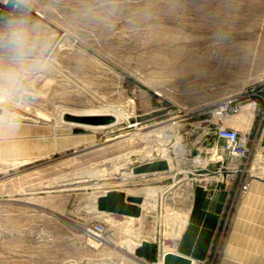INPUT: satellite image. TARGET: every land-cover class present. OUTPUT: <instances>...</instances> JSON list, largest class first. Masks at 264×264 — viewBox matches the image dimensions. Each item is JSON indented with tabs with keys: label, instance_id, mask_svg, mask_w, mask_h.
Returning <instances> with one entry per match:
<instances>
[{
	"label": "rangeland",
	"instance_id": "rangeland-1",
	"mask_svg": "<svg viewBox=\"0 0 264 264\" xmlns=\"http://www.w3.org/2000/svg\"><path fill=\"white\" fill-rule=\"evenodd\" d=\"M249 88L264 89V0H0V264H159L167 248L264 264L263 106L213 112ZM62 107L116 121L75 126ZM220 126L247 137L233 171Z\"/></svg>",
	"mask_w": 264,
	"mask_h": 264
},
{
	"label": "built area",
	"instance_id": "built-area-1",
	"mask_svg": "<svg viewBox=\"0 0 264 264\" xmlns=\"http://www.w3.org/2000/svg\"><path fill=\"white\" fill-rule=\"evenodd\" d=\"M264 89H245L234 94H230L222 97L214 108L215 117L220 119L225 114L237 113L242 107L243 101H249L252 103L253 107L259 105V102L262 104L264 109ZM217 137L223 141V151L226 155V158L229 160V165L233 169L238 164H241L243 161H246L249 156V148L247 145V137L245 134L240 133L238 130L233 128L218 127ZM242 188H246L245 185H242ZM84 233L87 236V243L90 247H95L97 244L101 243L104 240V226L101 223H96L92 226L84 228Z\"/></svg>",
	"mask_w": 264,
	"mask_h": 264
},
{
	"label": "water",
	"instance_id": "water-1",
	"mask_svg": "<svg viewBox=\"0 0 264 264\" xmlns=\"http://www.w3.org/2000/svg\"><path fill=\"white\" fill-rule=\"evenodd\" d=\"M2 109L0 107V113ZM61 120L63 122H71L79 127H97L108 126L116 121L115 115L111 113H71L64 111L61 113ZM162 264H192L190 257L180 255L174 252H166L162 258Z\"/></svg>",
	"mask_w": 264,
	"mask_h": 264
},
{
	"label": "clouds",
	"instance_id": "clouds-1",
	"mask_svg": "<svg viewBox=\"0 0 264 264\" xmlns=\"http://www.w3.org/2000/svg\"><path fill=\"white\" fill-rule=\"evenodd\" d=\"M25 0H15V5L19 6L23 4ZM11 30L7 34L6 39L8 44L6 47L10 46V50L16 52L18 55L15 59L18 62H22V53L24 48L27 45V37L25 31L18 27L17 25L13 24L10 26Z\"/></svg>",
	"mask_w": 264,
	"mask_h": 264
},
{
	"label": "bare ground",
	"instance_id": "bare-ground-1",
	"mask_svg": "<svg viewBox=\"0 0 264 264\" xmlns=\"http://www.w3.org/2000/svg\"><path fill=\"white\" fill-rule=\"evenodd\" d=\"M68 110L69 112H71V113H90V112H97L99 109H97V110H90V109H88V110H78V109H67V108H64V107H62L60 110H59V114H61L62 113V111L63 110ZM101 110V109H100ZM103 111V110H102ZM101 111V112H102ZM109 111V110H108ZM64 112V111H63ZM104 112V111H103ZM107 112V111H106ZM98 113V112H97ZM115 114V113H114ZM117 116V115H116ZM61 123V122H60ZM54 124H58V121L55 119L54 120ZM64 124V123H63ZM68 124H70V122L68 123ZM73 124V123H72ZM109 126V125H108ZM70 127V126H69ZM87 127H89V126H87ZM101 127V126H100ZM99 128V127H98ZM180 153V152H179ZM161 154H163V153H161ZM168 166V165H167ZM183 170V169H182ZM98 171V169L97 168H94V169H92L91 170V168H90V170L89 171H86V173H88V174H93V173H96ZM84 172V171H83ZM99 172V171H98ZM76 174V173H75ZM97 174V173H96ZM150 190V189H149ZM148 191V190H147ZM150 192H153V190H151ZM175 195V194H174ZM168 246V245H167ZM166 252H172L171 251V249L170 248H167V249H164V251L162 252V254H161V257H160V260H159V264H162V258H163V255H164V253H166ZM192 262V261H191ZM193 264V263H192Z\"/></svg>",
	"mask_w": 264,
	"mask_h": 264
},
{
	"label": "crops",
	"instance_id": "crops-1",
	"mask_svg": "<svg viewBox=\"0 0 264 264\" xmlns=\"http://www.w3.org/2000/svg\"><path fill=\"white\" fill-rule=\"evenodd\" d=\"M182 210V216L183 217H185L186 218V221H185V223H184V221H182V228H186L187 227V225H188V223H189V220H188V218H187V216H186V214H188V204L186 203L185 204V208H182L181 209ZM189 227V226H188ZM189 236V230H188V232H186L185 230H183V234H182V241L184 242L185 241V238L186 237H188ZM171 251L172 252H174V253H178V254H180V255H184V256H186V257H188L187 255H185V254H183V253H181V252H177V251H175V250H173V249H171ZM190 260L192 261V263L194 264V260H193V258H190Z\"/></svg>",
	"mask_w": 264,
	"mask_h": 264
}]
</instances>
